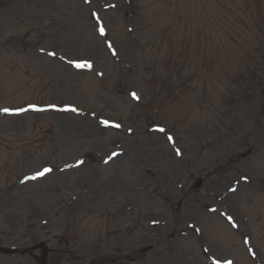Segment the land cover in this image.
<instances>
[{"label": "rangeland", "instance_id": "obj_1", "mask_svg": "<svg viewBox=\"0 0 264 264\" xmlns=\"http://www.w3.org/2000/svg\"><path fill=\"white\" fill-rule=\"evenodd\" d=\"M201 1L0 0V107L69 104L85 117L47 115L43 124L54 131L32 140L33 150L25 145L32 138L33 115L0 120V247L19 248L23 259L0 254V264H35L39 254L33 247L39 242L47 243L50 257L61 264L103 257L101 242L110 261L130 258L150 238L166 240V231L155 234L147 221L136 223L133 213L140 212L141 220L145 214L165 217L174 207L168 210L160 200L179 199L175 185L191 187L197 178L210 182L194 193L185 185L182 193L187 191L192 206H183L176 233L203 220L207 242L226 245L236 264L249 263L240 239L221 240L226 230L220 219L201 216L240 176L264 185V0H214L210 6ZM210 7L218 9L222 23L207 12ZM41 50L55 55L47 58ZM76 62L91 67L74 70ZM214 74L219 86L211 85V92L204 82ZM247 74L248 94L241 104L240 78ZM256 78L262 79L257 87ZM101 120L120 130L102 127ZM167 134L172 147L164 140ZM249 148L251 154L242 158ZM113 150H124L127 157L99 168ZM85 153L95 166L86 161L77 170L57 172ZM43 165L53 174L28 175ZM87 190L97 207L85 199L62 208ZM252 190L250 208L241 204L240 214L232 204L227 210L239 220L249 217L264 264V193L240 185L234 200ZM126 205L132 206L129 213ZM187 246L177 254L203 264ZM160 254L157 248L137 264H163L156 259Z\"/></svg>", "mask_w": 264, "mask_h": 264}, {"label": "snow or ice", "instance_id": "obj_2", "mask_svg": "<svg viewBox=\"0 0 264 264\" xmlns=\"http://www.w3.org/2000/svg\"><path fill=\"white\" fill-rule=\"evenodd\" d=\"M100 32H101L102 35L105 34V33H104V29H103V27L100 28ZM109 47L111 48V45H109ZM114 54H115V53H114ZM50 55H53V56H54L55 53H54V52H53V53H50ZM75 67H77V68H90V67H91V64H90V63H87V62H85V63H77V64H75ZM132 95H133V98H134V99H139V98L136 96L135 93H133ZM3 111L7 113L9 110H8V109H4ZM72 111H75V109H72ZM104 123L107 124L108 122H107V121H104ZM112 126H113V127H116V128H119V127H120V125H118V124H116V125H112ZM159 131L163 132V131H165V130H164L163 128H161V129H159ZM168 139L171 140L172 138H171V137H168ZM48 172H51V169H44V171L38 173V175H39V176H43V175H45V174L48 173ZM33 178H35V177H33ZM229 219H231V218H229ZM214 264H219V262L216 261V262H214ZM229 264H231V262H229Z\"/></svg>", "mask_w": 264, "mask_h": 264}, {"label": "bare ground", "instance_id": "obj_3", "mask_svg": "<svg viewBox=\"0 0 264 264\" xmlns=\"http://www.w3.org/2000/svg\"><path fill=\"white\" fill-rule=\"evenodd\" d=\"M60 116H65V115H60Z\"/></svg>", "mask_w": 264, "mask_h": 264}]
</instances>
